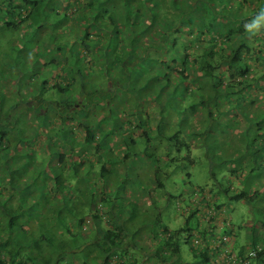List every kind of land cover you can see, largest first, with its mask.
Here are the masks:
<instances>
[{
    "label": "rangeland",
    "instance_id": "obj_1",
    "mask_svg": "<svg viewBox=\"0 0 264 264\" xmlns=\"http://www.w3.org/2000/svg\"><path fill=\"white\" fill-rule=\"evenodd\" d=\"M132 1L131 13L136 10L135 3H132ZM8 2L9 0H0V104H4V108L10 104V100L16 102L19 97L24 98V94H27L29 90L32 91L30 94L34 96L40 94L38 88L41 91L50 89L49 87H42L43 82H46V80L49 82L50 87L53 83L50 79L53 69L43 65L47 55L42 54V51L43 47L51 41L47 35L48 32H45L46 35H44L46 39L41 32L49 30L52 25H55V10L61 12L59 19L62 22L57 27L60 32H65V35L69 30L78 31L82 20L73 5L66 6L63 1L54 0L53 3L49 1L51 11L47 15V22L40 28L35 22L34 24L31 21L20 22L19 18L16 17L17 14L7 16L4 12L8 7ZM216 3L215 0H198L192 5V12L183 16L182 19H178L179 13L169 14L167 12L168 7H174V4L170 6H168V3L166 6L165 3H163V6L160 4V7L153 10L154 16L151 18L155 22L152 25L149 22H144L136 24V27L134 26L135 29L140 28L142 30L148 27L146 35L137 39V41L141 39L144 43L143 47L140 45L134 46L127 41L121 43V36L117 33L108 45L105 44L104 38L100 40V43L98 42L103 46L96 49V52L93 51V54L87 59L91 65L88 61L83 60V56L78 55L79 67H82V72L87 77H85V86L89 91L101 92V89L106 88V86L112 88L109 93L106 92L100 95V93L95 92L94 95L88 96L87 101L92 106L98 103L100 105H97L91 111L88 110L89 112L86 114L75 116L76 121H85L95 126L94 132L98 143L87 145L84 142L86 133L82 126L75 125L74 122L72 127L68 122L65 126H61L62 120L57 119L56 113L52 111L47 110L49 118L45 120L38 118L39 123L34 117L24 115L23 121L18 123L17 129L22 132L20 138L28 142V147L32 148L29 152L31 156L26 155L25 151L27 149H18L12 146L7 151L12 157L8 160L0 157V161L7 163L9 167H13L15 170L28 160L29 165L26 167V171H23L25 175L23 186L28 184V195L35 198L40 194V191L37 190L38 181L35 182V178L32 179L31 177H49L48 175L55 168L54 163L57 159V152L67 155L66 158L71 161L87 153L86 155L89 154L92 157L91 159H96L92 170L88 171L89 165H84V167H81L82 175L79 173V175L74 176L76 169L71 167L69 172L63 176L67 187V190H65L67 202L73 203L80 187L78 177H82V184L84 183L88 191H94L96 184L92 177H98L102 162L105 160L103 156L108 157L105 161H116L124 164H116L118 173H122L123 170L128 172L126 177H123L122 183L114 188V192L117 193L118 207L126 209L127 204H130V209H133L134 213H129L128 207L123 215L124 210L119 209L120 222L122 221L128 227V239H135L140 244L144 242L146 244L150 243L151 240L149 234L157 229V227H153L156 219L162 226H167L173 230L185 226V219L178 211L175 197L170 199L166 196L157 200L162 191H156L152 201L146 200L148 203L145 205L134 193V190L141 189L140 184H142V188L147 186L146 184L149 181H146L145 173L149 172L151 167H154L155 162H159L161 169L169 173L163 179L168 195H182L185 198L184 204L189 203L188 194H192L195 187L216 186L219 183L230 189V183H233L234 188H240L236 182H232V176H237V180L243 182L247 181V178L243 177L247 174L250 180L245 187L264 189V181H262L264 179V169L259 171L254 167L251 158L248 159L254 150H250L248 146H237L236 150L243 153L241 159L222 158L224 119L208 115L211 103L207 104L204 110L198 107L194 118H191L189 111L185 113L187 105L183 101L188 102V97L183 99L179 96V91L181 87L185 86V83L172 74L175 68L188 65L189 61L186 62L181 55L185 51L190 53L195 60L207 55V59L214 60L215 63H218L216 56L221 57L222 55L229 56L232 54L233 48H231L229 54H224L218 50L219 46L224 44L225 31L222 27L225 22L219 23L217 17L213 19V12H215L213 6ZM180 4L182 3L178 4L179 7ZM233 6H235L234 2H229L226 10L223 7L218 10L229 14L227 11L232 9ZM179 7L177 8L180 9ZM132 15L139 18L134 13ZM101 17H103L102 11L97 12L95 19ZM234 18L232 17L231 20ZM139 22H142L141 18H139ZM99 23L101 22L98 21L96 26H102ZM45 25L47 26L44 28ZM231 26L236 25L231 23ZM257 26L264 28V17L257 23ZM227 30H230V28H227ZM128 31L131 30L128 28ZM67 34L69 37L75 38L74 31ZM176 36L177 44L173 46ZM59 38L60 40L67 39V35ZM66 39L63 41H66ZM253 40L255 44L252 42ZM236 41L237 37L233 38L232 45L236 44ZM94 42L93 49L96 48L97 44L96 41ZM245 42L251 47L255 45V48L259 46L264 49V38L257 35V31L254 37L250 35L245 37ZM170 43H173V45ZM133 47L135 52L132 53H135V55H131L128 51ZM54 54L55 52H51L49 57ZM257 55L259 56L258 53ZM115 59H118L119 62L114 63ZM261 59L264 64V55L261 56ZM127 70L131 71L130 73L137 74V77L134 76L133 79L129 80L121 78L123 73H128ZM220 76L223 75H220V73L215 74L217 78H220ZM203 82L207 83V80H203ZM102 83L103 87L100 86ZM43 93L42 91V95ZM44 97L46 98V96ZM48 98L50 97L48 96ZM54 98L64 100L62 94L55 93ZM104 98L106 102H104ZM72 105L76 106V103L72 102ZM20 107L23 108L24 105L22 104ZM157 114L160 115V118L155 120ZM201 114H205V117H197ZM15 119L17 118L15 117ZM248 119H250L249 125L253 126L255 130L264 128V116L261 113L257 112L255 118H246L245 121ZM227 122L230 126L236 125L232 120ZM142 130L151 139L150 143H145V135L143 137L139 136V132ZM176 132L178 135H175ZM255 134L256 132L252 136L256 137ZM247 137L249 138V134H247ZM164 138H166V141H164ZM228 141L231 140L228 139ZM234 143L238 144V141ZM180 145H182V148H179ZM167 146H170V148L168 149ZM166 153H169L172 159L175 158V163L170 160L171 158L164 160L163 156ZM152 155H156L157 159L153 158L149 161L147 157L151 158ZM232 164L236 165L231 167ZM242 164H245V166L243 167ZM215 188L220 189V186ZM11 193L14 197L12 203L18 205L21 200L20 193H13L12 191ZM221 201L226 200L222 197ZM137 203L139 206H136ZM226 206L228 217L239 228L236 235L241 238L240 240L246 239V235L251 232V229H248L247 226L254 221L251 207L247 203L234 201H227ZM41 226L45 227L44 224ZM195 227L196 220L191 221L190 228L194 229ZM91 234H94V232ZM77 235L78 239L84 240V229L81 232L78 231ZM186 236L185 233H181L179 255L170 264H199L192 246L185 241ZM76 255L80 254L76 253Z\"/></svg>",
    "mask_w": 264,
    "mask_h": 264
},
{
    "label": "trees",
    "instance_id": "obj_2",
    "mask_svg": "<svg viewBox=\"0 0 264 264\" xmlns=\"http://www.w3.org/2000/svg\"><path fill=\"white\" fill-rule=\"evenodd\" d=\"M49 1L51 3L54 2V0H9L8 7L4 13L7 16L17 14L16 17L19 18L20 22L31 21L33 24L35 22L41 28L47 22V15L51 11V3ZM59 1H63L64 3H62L66 4V6L73 5L77 9L76 13L82 19L80 29L78 31H67V39L63 38L60 40V36L66 35L65 32H60L57 27V25H61L62 20L59 19L61 12H58L55 8L56 17L54 18V24L56 26L52 25L49 30L41 32L44 38L45 32H48L47 35L51 41V43L43 47L42 54L47 55L43 65L53 69L50 75V79L53 82L51 84L52 90L46 80V82H43L42 87H49L50 89L48 91L42 90L45 95L44 93L42 95V91L38 88L40 91L39 95L35 94L32 96L30 94L32 91L29 90L27 94H24V98L19 97L16 102L10 100V104L6 105L5 108L4 104H0V157L7 158L6 160L12 157L7 152L12 146L18 149H27L25 151L26 155L28 157L31 156L29 152L32 148L28 147V142L20 138L22 132L17 129V125L23 121L24 115L34 117L39 123L38 118L44 120L49 118L47 110L56 113V118L62 120L61 126H65L67 122L70 123V127H72L73 122L75 125L82 126L85 129L86 139L84 142L87 145L98 143L94 132L95 126L85 121H76L75 116L86 114L89 112L88 110L91 111L97 105H100L98 103L92 106L87 101L88 96L94 95L95 92L100 93V95L106 92L109 93L112 88L106 86L107 89L103 88L101 92L89 91L85 86L86 76L82 72V67H79L78 55L83 56V60L89 62L87 59L90 58L93 51L96 52V49L103 46L99 43L100 40H103L104 34L110 35L112 39L115 34H121L120 29L129 28L133 31L135 29L134 26L138 25L134 21L137 17L134 19L130 12L133 6L127 0L122 5L117 2L118 0ZM110 1L114 6L107 8L106 3ZM147 1H152L154 4H148ZM147 1H145L147 3L145 5L151 10L160 7V4L163 6V3L174 4L175 8H173L177 11L176 13L180 14L178 19H182L183 16L192 12V5L198 2V0ZM215 1L217 3L213 6L215 9L213 19L217 17L219 23L225 22L222 27L225 31L224 44L219 46L218 50L224 54H229L231 48L233 50L229 56H216L218 63L213 62L214 60L209 58L207 59V55L195 60L186 51L181 54L186 62L190 61L184 67L175 68L172 74L185 83V86L181 87L179 91V96L180 98L183 97V99L188 97V102H183L187 105L185 113L189 111L190 116L197 114L198 107L203 110L206 109L209 103L213 106H218L219 101L225 94L221 88L224 82L223 78L229 80L227 77L231 79L235 74L245 77L251 69L247 56L252 58L251 60L256 59V61L261 62V56L264 55L262 47L258 46L255 48V45L251 47L245 42L246 34L251 31L248 26L252 27V25L255 30L253 34L251 32L252 37L257 31V35L264 38V28L257 26V23L264 17V0ZM229 2H234L235 4L232 9L227 11L229 14L218 10L221 7L226 10ZM179 3H182L180 7ZM181 6L183 7L181 8ZM120 9L121 12L116 11ZM138 9L140 10V8ZM99 11H102L103 17L95 19L96 13ZM232 17L235 18L231 20ZM106 20H109L111 25L108 23L104 27L103 23ZM98 21L102 23H99L102 26H96ZM231 23L236 26H231ZM150 24L152 25V23ZM227 28H230V30H227ZM146 30H148V27L143 29V35H146ZM70 31H74L75 38L68 36L67 33H70ZM235 37H237L236 44L232 45L231 42ZM65 39L66 41H63ZM176 39L177 36L174 39V45L173 43L170 44L175 46L177 44ZM94 41L97 42L95 49H93ZM127 42L138 46V41L135 39L127 40ZM252 42L255 44L254 40ZM131 50L135 52L134 47ZM251 50L254 53H249ZM51 52H55V54L49 57ZM132 52H130L131 55H135ZM203 61L206 64L202 63ZM115 62H119L118 59H115ZM127 72L123 73L122 76L120 74L119 78L121 76L124 80L133 79V74L135 73L133 71V73H130L131 71L129 72L128 70ZM216 73H220L223 76L217 78L215 77ZM135 75L137 76V74ZM203 80H210L211 83L209 85L202 84ZM100 86L103 87V83ZM227 86L232 87V83H228ZM55 93L62 94L64 100H56L54 98ZM72 102H75L76 106H73ZM104 102H106L105 98ZM22 104L24 105L23 108L20 107ZM209 112L208 110V115ZM213 116L215 115H211V117ZM144 135L146 138L145 143H150L151 139L147 133L144 132ZM175 135H178V133L176 132ZM252 135H250L251 138L249 137L250 139L248 140V148L250 147V150H254V152L249 156L254 167L260 171L264 169V130L260 134L256 132V137ZM164 141H166V138H164ZM180 146L179 148H182V145ZM167 148L169 149L170 146H167ZM86 154L78 156L76 160L71 161L66 158L67 155L57 152V159L54 163L55 168L48 175L49 177H31L32 179L35 178V182L38 181L39 183L37 190L40 191V194L35 198L28 195V184L23 186V178L25 176L23 171H26V167L29 165L28 160L15 170L13 167H9L7 163L0 161V264H170L179 255V240L182 232L187 235L185 241L192 246L198 263L211 264V255L215 254L216 250L211 243L212 237L207 236V234L211 233L201 230L203 225L198 216L201 210L203 211V209L210 206H215L216 212L222 213L221 216L215 215L210 222L214 225L213 227L220 229L222 236L225 237V241L219 244V251L227 250V254H225L226 260L229 262L235 260L237 261L236 264H264V189H252L250 186L236 189L233 187V183H230L231 187H233H230V189L223 187L219 183L216 186H220V189L215 188V185L195 187L193 193L188 194L189 203L184 204L185 198L182 195H168L163 179L169 173L161 169L159 162H155L154 167H151L150 171L145 173L146 181H149L146 184L147 186L142 188V184H140L141 189L134 190V193L142 200L141 203L145 205L148 203L146 200L152 201L156 191H162L163 197L168 196L170 199L175 197L178 211L185 219V226L178 230H173L167 226H162L156 219L153 227H157V229L149 234L151 237L150 245L149 243L145 244V242L140 244L135 239H128V227L122 221L120 222L119 209L124 210L123 215L128 207L129 213H134V210L130 209V204H127L126 209L118 207L117 193L114 192V188L122 183L123 177H126L128 173L125 170L122 173H118L116 164H124L116 161L107 162L105 160L108 157L103 156L105 160L102 162L98 177H92L96 184L94 191H88L84 183L82 184V177H78V182L80 183L79 192L74 197L73 203L67 202V193L65 191L67 187L63 176L69 172L71 167L76 169L74 176L79 175V173L82 175L81 167H84V165H89L88 171L92 170L96 159H91L92 157ZM153 158L157 159V156L147 157L149 161L153 160ZM163 158L168 160L171 156L166 153ZM99 159L103 160L101 157ZM174 159L171 158L170 160L175 163ZM190 159L192 160V158ZM242 166L244 167L245 165L243 164ZM49 180L50 182H48ZM10 190L17 194L22 192L21 196L19 194L21 200L18 205L12 203V198L14 197ZM222 197L226 201H221ZM227 201L247 203L253 213L254 221L247 226L248 229H251L250 234L246 235L249 243L242 249H236L232 246V240L235 239L239 228L228 217ZM136 206H139V204L137 203ZM194 220H196V227L192 229L190 228V222ZM43 224L45 227L41 226ZM83 229L84 240L81 241L78 239L77 233ZM92 232L94 234H91ZM211 232H214V228L211 229ZM194 240L198 242L194 243ZM253 252H255V255H252ZM76 253L80 255H76Z\"/></svg>",
    "mask_w": 264,
    "mask_h": 264
},
{
    "label": "crops",
    "instance_id": "obj_3",
    "mask_svg": "<svg viewBox=\"0 0 264 264\" xmlns=\"http://www.w3.org/2000/svg\"><path fill=\"white\" fill-rule=\"evenodd\" d=\"M125 0H118L117 2L120 3V5L123 4ZM130 1L131 0H127ZM147 0H133L132 3H135V11L132 12L141 18L142 22H146L149 24L154 23L155 20L152 19L151 17L154 16L153 10L149 9L148 6L145 4H150L152 1H147ZM143 2V4H141ZM154 4V3H152ZM141 5V6H140ZM167 3L165 4V6ZM107 8L114 6L112 2L106 3ZM168 6L170 4L168 3ZM140 8V10L138 9ZM117 12H121L120 10H116ZM167 12L169 14H173L177 12L173 7H168ZM106 16V15H105ZM137 17V16H134ZM139 18L133 19L136 21V23H142L139 22ZM111 25V22L109 20H106L104 24V27L106 25ZM151 25V24H150ZM254 26L252 27L248 26V29L251 28L250 34H246V37L249 35L252 37ZM106 29V28H105ZM121 34V43H125L127 40L135 39L137 40L138 38H143V30L140 28L133 29V31H128V28H122ZM109 32V31H108ZM252 32V34H251ZM134 35V38L132 37ZM103 38L105 39V44H110V35L104 34ZM144 43H142L141 39L138 41V45L142 46ZM129 52H132L133 50H128ZM188 51V50H187ZM190 51V50H189ZM254 53L252 50L249 51V53ZM188 53V52H187ZM131 54V53H130ZM189 54V53H188ZM201 59V58H200ZM252 58H248V62L251 64L250 66V71L249 73L246 74L245 77H241L237 74H235L231 79L227 80L226 78L224 79L223 85L221 88L223 89V93H226L222 96L221 100L219 101V107L218 106H210V112L209 116L215 115L217 117H222L224 119V127L222 130V135L224 136V140L222 143L224 144V147H222V152H221V157L224 159L227 158H234V159H241L243 157V153L240 151H237L236 148L237 146H248V140L250 138L247 137V134H249V137L251 134H253L255 131L257 133H262L264 128H257L256 130L254 129L253 126H250L249 122L250 119L245 121L246 118H255L256 113L259 112L264 116V64L262 61H256L251 60ZM190 61V60H189ZM251 61V62H250ZM202 63L206 64L205 61ZM196 64V62H195ZM197 65V64H196ZM137 77L135 74H133V77ZM114 78V77H113ZM117 80V78H114ZM211 82L210 80H207V83L202 82V84L209 85ZM232 83V87H228L227 84ZM110 87V86H109ZM248 113V114H246ZM153 117V115H152ZM155 117V116H154ZM195 116H191V118H194ZM197 117L203 118L205 117V114L198 115ZM160 118V115H156V119L158 120ZM228 120H232L233 122L236 123L235 126H230L228 124ZM251 127V129H250ZM139 136L143 137L144 136V131L139 132ZM226 137V139H225ZM228 137V138H227ZM230 139L231 141H228ZM235 141H238L237 143H234ZM250 156L248 159L250 160ZM236 164H232L231 167H234ZM243 165V164H242ZM245 165V164H244ZM244 178H247V181H240L237 180V176H232V182H236L240 188L245 187L246 185L249 184V175H244ZM237 180V181H234ZM264 181V179H262ZM159 198H163L162 194L158 195ZM241 238L236 235L235 239L232 240V246L236 249H242L244 246H247L249 243L248 238L240 240ZM150 245V243H149Z\"/></svg>",
    "mask_w": 264,
    "mask_h": 264
},
{
    "label": "built area",
    "instance_id": "obj_4",
    "mask_svg": "<svg viewBox=\"0 0 264 264\" xmlns=\"http://www.w3.org/2000/svg\"><path fill=\"white\" fill-rule=\"evenodd\" d=\"M215 215L221 216V212H216L215 206H210L208 208L201 210L198 213L199 220L201 221V224L203 225L201 230H206V233H211L207 234L208 237L211 238V243L213 248L216 250L215 254L211 255L212 261L211 264H236L237 261H227L226 260V255L227 250L219 251V244H222L223 241H225V237L222 236V233L220 229H217L216 227H213L214 225L210 222L211 219L214 218ZM214 228V232H211V229ZM194 243H197V240L193 241ZM252 255H255V252H253ZM229 262V263H228Z\"/></svg>",
    "mask_w": 264,
    "mask_h": 264
}]
</instances>
